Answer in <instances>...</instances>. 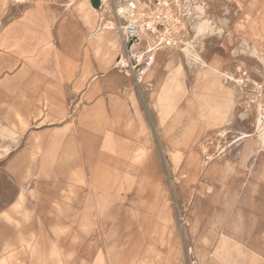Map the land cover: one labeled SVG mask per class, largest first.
<instances>
[{
	"label": "rangeland",
	"instance_id": "374dc122",
	"mask_svg": "<svg viewBox=\"0 0 264 264\" xmlns=\"http://www.w3.org/2000/svg\"><path fill=\"white\" fill-rule=\"evenodd\" d=\"M127 1L93 0L104 22L88 32L102 38L110 28L105 24L114 22L122 48L115 37L104 56L109 61L117 46L132 65L115 63L114 71L133 75L149 65L158 71L157 78L138 85L151 87L152 94L139 97L138 111L149 127L138 131L137 157L120 164L116 157L98 160L118 184L99 185L88 177L83 190L76 186L72 194L89 206L88 221L66 225L48 198L54 182L31 174L17 186L12 157L19 138L75 121L81 103L76 95L65 101L33 94L40 89L21 82L9 84V93L0 95V264H264V141L256 122L261 115L264 123V0H167L169 11L182 19L179 32L146 31L150 44L137 56L132 47L145 33L128 36L123 28L131 21L117 14ZM130 1L142 13L140 25L143 13L157 10L156 0ZM41 6L40 17H26L47 24L66 19ZM15 11L27 14L28 4ZM87 12L97 14L90 7ZM70 18L84 20L78 14ZM162 72L168 77L163 85ZM209 73L216 75L217 93L228 91L231 102L219 100L208 114L197 110L195 86ZM178 75L180 102L167 110L160 88L166 94L178 87ZM63 190L61 185L62 195ZM108 200L116 203L115 217L97 215Z\"/></svg>",
	"mask_w": 264,
	"mask_h": 264
},
{
	"label": "crops",
	"instance_id": "0c3cea01",
	"mask_svg": "<svg viewBox=\"0 0 264 264\" xmlns=\"http://www.w3.org/2000/svg\"><path fill=\"white\" fill-rule=\"evenodd\" d=\"M25 3L28 4L27 14L15 11ZM41 5L50 13L54 11L66 19L63 23L47 24L41 23L40 18L32 20L26 17L30 13L40 17ZM88 7L98 11L96 16L88 15ZM74 14L81 15L84 20L73 23L70 17ZM103 19L93 0H0V95L9 93V84L14 88L21 82L26 89H40L33 94L65 97V101L68 96L76 95L81 103L75 121L66 120L57 129L48 126L50 129L47 131L19 138L18 143L22 145L20 143L12 157L18 175L17 186L26 182L31 174L54 182L55 190L48 194V198L53 199V207L63 213L66 225L88 221L89 206L83 198L80 201L72 194L76 186L80 184L83 190L88 177L95 184L105 183L113 188L118 184L117 178L111 175L112 169L104 161L102 164L97 161L116 157L120 164L121 160L135 159L138 131L143 132L149 127L138 107L141 106L139 97L150 96L152 88H138V85L157 78L158 71H154L153 65L133 75L114 71L118 56L112 54L107 61L104 48H110L108 42L115 37H118L119 48H122L119 30L107 28L102 38L88 32L91 26L104 22ZM137 42L134 44L136 47H132L137 54L143 53L150 44L147 38ZM115 49L119 51L116 46L112 53ZM161 62L163 67L167 59ZM161 75L163 85L168 77H164L163 72ZM215 77L209 73L198 78L195 86L200 105L198 112L211 113L212 107L214 109L222 99L226 100L225 103L231 102L228 91L217 93L213 85ZM178 79L179 75V86L166 94L160 88L161 96H166L160 101L167 110L170 104L174 106L180 102L181 83ZM146 91L148 93H144ZM21 97L25 100L24 96ZM15 100L16 97L13 98ZM56 104L63 105L61 100H56ZM48 110L57 111V107L50 106ZM167 126L168 123L163 127ZM164 136L168 139L165 131ZM61 185L64 187L63 195ZM35 190H27L26 194ZM21 201L19 199L17 204ZM116 214V203L108 200L103 202L97 215L115 217ZM54 235L60 234L55 230Z\"/></svg>",
	"mask_w": 264,
	"mask_h": 264
},
{
	"label": "built area",
	"instance_id": "2783aa9c",
	"mask_svg": "<svg viewBox=\"0 0 264 264\" xmlns=\"http://www.w3.org/2000/svg\"><path fill=\"white\" fill-rule=\"evenodd\" d=\"M156 6L157 10L154 14L147 15L143 13L145 16L142 24L143 29L149 31L150 34H154L160 29L169 30L171 34L179 32L178 28L181 27L182 19L169 11L170 3L167 0H156ZM123 29L128 36H134L140 31L141 27L136 21L127 24ZM122 67L130 69L132 67L130 59L122 64Z\"/></svg>",
	"mask_w": 264,
	"mask_h": 264
},
{
	"label": "bare ground",
	"instance_id": "6f19581e",
	"mask_svg": "<svg viewBox=\"0 0 264 264\" xmlns=\"http://www.w3.org/2000/svg\"><path fill=\"white\" fill-rule=\"evenodd\" d=\"M136 4H137V2H136ZM134 2H131L130 0H128L127 1V5L126 4H119L118 6H117V14L119 15V17H128L129 19H130V21L133 23V22H136V21H138L139 22V19H140V15L142 14V13H140L138 10H136V8H137V5H136ZM140 7V6H139ZM94 8V7H93ZM139 9V8H138ZM142 10V9H141ZM91 11H93V12H95V13H97L96 12V10H94V9H92L91 8ZM137 15H139V17H137ZM142 16V15H141ZM129 19H128V21H129ZM139 25H140V23H138ZM106 27L107 26H109V27H112L113 25H114V22H111V21H109V22H107L106 24ZM140 27L142 28L140 31L141 32H144L145 33V35H143L142 37L144 38V37H147V33H146V30H143V27H142V25H140ZM198 27H199V25H198ZM140 32V33H141ZM140 40V39H139ZM138 43V42H137ZM137 43H136V45H137ZM134 47H136V46H134ZM119 51H117V49H115V51L113 52V54H114V56H118V58H117V60H116V66L117 65H121L122 66V64H125L126 62H127V59H126V57L121 53V52H119ZM135 54H137V53H134V55ZM115 67V66H114ZM117 69V68H116ZM118 73V72H117ZM116 73V74H117ZM226 74V76H230L229 75V73L228 72H226L225 73ZM20 119H22V117L20 116ZM263 119H262V117H261V115L259 116V117H257V132H258V135H259V137L260 138H262L263 139V141H264V123H263V121H262ZM9 133V132H8ZM14 134V133H13ZM86 135V134H85ZM92 136V135H91ZM256 164V163H255ZM253 166V165H252ZM248 167V166H247ZM247 170V169H246ZM256 174V173H255ZM32 176V175H31ZM258 181V180H257ZM253 182V181H252ZM76 184V183H75ZM247 184V183H246ZM250 185V184H249ZM75 186V185H74ZM245 186V185H244ZM252 188V187H251ZM25 189V188H24ZM21 190H22V188H21ZM253 190V189H252ZM21 192H23V190L21 191ZM253 192V191H252ZM198 195V194H197ZM21 196H23V195H21ZM23 198V197H22ZM21 198V199H22ZM197 199V198H196ZM22 202V201H21ZM236 213V212H235ZM234 213V214H235ZM233 214V215H234ZM232 215V216H233ZM191 216V215H190ZM240 217V216H239ZM189 220V219H188ZM227 226V225H226ZM205 237V236H204ZM206 238V237H205ZM206 242H207V239L205 240ZM208 248H209V245H208ZM11 254V253H10ZM196 257H197V255H196ZM208 257V256H207ZM14 258V257H13ZM6 260H7V257H6ZM199 261V260H198ZM203 262H204V260H203ZM10 263V262H9Z\"/></svg>",
	"mask_w": 264,
	"mask_h": 264
}]
</instances>
